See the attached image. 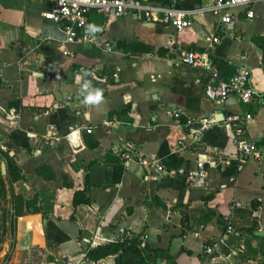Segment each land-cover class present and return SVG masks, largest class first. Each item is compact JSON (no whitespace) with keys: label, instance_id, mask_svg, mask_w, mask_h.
<instances>
[{"label":"crops","instance_id":"crops-1","mask_svg":"<svg viewBox=\"0 0 264 264\" xmlns=\"http://www.w3.org/2000/svg\"><path fill=\"white\" fill-rule=\"evenodd\" d=\"M207 2L177 0L186 9ZM251 7L248 18L232 10V25L196 11L179 29L92 11V40L67 43L57 23L42 16L47 0H0V160L5 196L14 199L0 264H137L127 247L97 260L85 256L125 231L157 252L144 251L149 264H264V157L237 161L233 132L222 122L225 113L249 112L240 135L261 143L264 96L244 103L202 95L211 73L226 77L240 68L264 93V2ZM180 50L203 53L208 65L175 62ZM96 88L103 100L87 104ZM172 108L177 119L167 114ZM187 118L215 120L195 147L187 146L181 125ZM217 151L228 155L225 164L203 178L186 177L196 153ZM106 156L121 160L116 182ZM138 157L161 163L166 173L149 176ZM7 159L20 177L6 174ZM40 166L48 179L37 174ZM74 191L89 203L73 205Z\"/></svg>","mask_w":264,"mask_h":264},{"label":"built area","instance_id":"built-area-1","mask_svg":"<svg viewBox=\"0 0 264 264\" xmlns=\"http://www.w3.org/2000/svg\"><path fill=\"white\" fill-rule=\"evenodd\" d=\"M49 9L42 13L44 18L53 19L63 34L64 42H89L93 36L88 28L89 14L94 11L97 13H111L115 16L131 14L143 22L154 24H167L175 29L186 27L192 22V15L196 11L208 10L217 16L218 21L225 25H232V10L241 9L245 16L251 17L254 12L252 5L264 0H208L204 6H198L192 9H186L177 4V0H172L169 4H148L142 0H47ZM211 42L217 41V36L209 37ZM103 47L109 49L108 42L103 43ZM65 53H68L66 50ZM175 62L188 64L192 66L204 67L208 65L207 58L203 53L195 50H180L176 52ZM202 95L212 101L221 102L226 97L233 95L241 102H250L264 96V93H257L252 89L249 83V76L246 69L235 70L229 76L223 78L217 73H211L206 77L202 85ZM167 114L177 119L180 114L177 109L167 110ZM249 112L243 113H225L222 122L230 126L233 136L236 154L234 158L240 163L244 158L260 160L264 157V144L251 139L242 137L245 123L251 119ZM215 121L212 118H187L182 126L185 127V134L189 138L187 146L195 147L198 145L202 133ZM180 125V124H179ZM85 132H90V127L83 128ZM177 141L176 144H179ZM193 166L185 169L184 174L187 178H203L209 168H215L217 164H225L228 161L226 152L217 151L216 153L198 152ZM218 156L216 161L214 156ZM125 153H121L124 159ZM138 162L150 167L149 176L158 177L165 174L164 166L152 158L138 157ZM226 232L231 231V226L225 227ZM129 232H123L119 240L131 238ZM65 264H73L66 261Z\"/></svg>","mask_w":264,"mask_h":264},{"label":"trees","instance_id":"trees-1","mask_svg":"<svg viewBox=\"0 0 264 264\" xmlns=\"http://www.w3.org/2000/svg\"><path fill=\"white\" fill-rule=\"evenodd\" d=\"M227 77V76H226ZM225 78V77H223ZM261 143L264 144V133L263 138L261 139ZM3 152H1L2 154ZM3 156L6 157V153H3ZM106 161L112 162V181L116 182L119 180L122 171L123 166L121 164V160L118 158H110L109 156L105 157ZM120 160V162H119ZM7 165H6V174L10 177H20L17 171V167L13 165L10 161L7 159ZM45 166H40L36 168V172L39 176H41L43 179H48V176L44 173ZM0 192H4V179L2 178L0 174ZM89 203V200L83 195L82 191H74L72 195V204L75 205L77 203ZM3 229L0 228V242L3 235ZM131 238H123L122 240L116 239L112 242H109L104 245H98L93 248H89L85 251V256L90 260H97L99 258H103L109 255H112L114 253H117L118 251L122 250L123 248L127 247L130 249H133L136 254V263L137 264H149V254H146L144 251L149 249L147 245L143 244L141 245V240L138 239L136 236H133L131 234ZM151 251L150 253L152 255H155L157 252L149 249Z\"/></svg>","mask_w":264,"mask_h":264},{"label":"rangeland","instance_id":"rangeland-1","mask_svg":"<svg viewBox=\"0 0 264 264\" xmlns=\"http://www.w3.org/2000/svg\"><path fill=\"white\" fill-rule=\"evenodd\" d=\"M1 176L4 179L5 173ZM13 200L14 199H12V198H8V199L6 198L5 187H4V192H2V193L0 192V228L4 230L3 235H2V239L6 233L11 234V232H12L13 219H12V215H11L12 211H10L12 209L8 208V201H10L13 204ZM12 206H11V208H12Z\"/></svg>","mask_w":264,"mask_h":264},{"label":"clouds","instance_id":"clouds-1","mask_svg":"<svg viewBox=\"0 0 264 264\" xmlns=\"http://www.w3.org/2000/svg\"><path fill=\"white\" fill-rule=\"evenodd\" d=\"M93 30L99 31V28H94ZM103 100L102 91L99 88H96L94 91L90 92L89 95L86 97L85 102L87 104H98Z\"/></svg>","mask_w":264,"mask_h":264},{"label":"water","instance_id":"water-1","mask_svg":"<svg viewBox=\"0 0 264 264\" xmlns=\"http://www.w3.org/2000/svg\"><path fill=\"white\" fill-rule=\"evenodd\" d=\"M146 26H152L154 25L153 23L151 22H143ZM215 121V120H214ZM5 173V165H4V162L2 160H0V174L3 175ZM257 233H263V232H257Z\"/></svg>","mask_w":264,"mask_h":264}]
</instances>
